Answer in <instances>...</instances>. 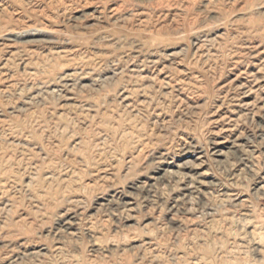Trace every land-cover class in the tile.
<instances>
[{"label":"rangeland","instance_id":"rangeland-1","mask_svg":"<svg viewBox=\"0 0 264 264\" xmlns=\"http://www.w3.org/2000/svg\"><path fill=\"white\" fill-rule=\"evenodd\" d=\"M0 264H264V0H0Z\"/></svg>","mask_w":264,"mask_h":264}]
</instances>
